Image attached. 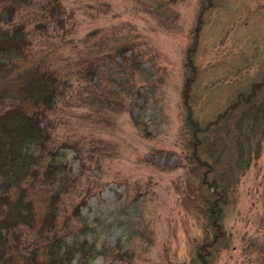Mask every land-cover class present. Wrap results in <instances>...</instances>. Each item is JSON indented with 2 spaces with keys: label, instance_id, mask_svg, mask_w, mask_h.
Returning a JSON list of instances; mask_svg holds the SVG:
<instances>
[{
  "label": "rangeland",
  "instance_id": "374dc122",
  "mask_svg": "<svg viewBox=\"0 0 264 264\" xmlns=\"http://www.w3.org/2000/svg\"><path fill=\"white\" fill-rule=\"evenodd\" d=\"M40 1L2 24H25L22 64L63 80L47 111L50 144L75 178L59 199V232L89 225L100 250L91 264H190L207 231L188 168L187 50L198 69L191 102L206 123L264 76V0H59L56 16ZM16 81L0 76L5 108ZM52 191L29 189L38 220L17 229L25 253L37 246L44 256L39 226ZM226 209L228 244L213 264H264V154Z\"/></svg>",
  "mask_w": 264,
  "mask_h": 264
},
{
  "label": "trees",
  "instance_id": "16d2710c",
  "mask_svg": "<svg viewBox=\"0 0 264 264\" xmlns=\"http://www.w3.org/2000/svg\"><path fill=\"white\" fill-rule=\"evenodd\" d=\"M34 0H0V76L16 73L9 86L10 101L5 108L0 91V264H91L99 250L96 239L89 240V225L84 229L59 232V199L75 182L65 150L53 148L47 121L63 93V80L48 66L36 62L22 64L29 40L25 24L7 28L17 8ZM56 16L59 0H41ZM61 18L58 17V21ZM188 48L185 66L188 75L183 97L186 108L189 174L197 181L199 210L206 219L207 237L198 244L190 264H213L220 246H227L226 208L246 171L264 154V76L250 84L214 119L202 123L195 113L191 89L197 66ZM70 145V144H69ZM37 182L53 188L39 233L45 238L44 256L39 247L26 253L18 245L22 225L35 226L38 220L35 201L29 189ZM16 243L11 242V238ZM120 254V252H118ZM107 264H112L111 262Z\"/></svg>",
  "mask_w": 264,
  "mask_h": 264
}]
</instances>
